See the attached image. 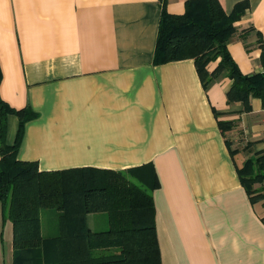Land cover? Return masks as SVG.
Wrapping results in <instances>:
<instances>
[{
	"label": "crops",
	"instance_id": "obj_1",
	"mask_svg": "<svg viewBox=\"0 0 264 264\" xmlns=\"http://www.w3.org/2000/svg\"><path fill=\"white\" fill-rule=\"evenodd\" d=\"M186 1L166 0V10L183 13ZM242 1L226 45L253 74L264 71V0H219L227 14ZM161 9L160 0H0V97L35 113L17 156L40 171L150 169L161 264H264V198L253 201L236 170L264 151L262 100L228 101L232 80L222 72L204 86L193 59L154 63ZM218 121L234 125L226 137ZM17 126L8 113L7 143ZM226 138L240 151L230 154ZM12 250L0 210V261L10 252L13 262Z\"/></svg>",
	"mask_w": 264,
	"mask_h": 264
},
{
	"label": "trees",
	"instance_id": "obj_2",
	"mask_svg": "<svg viewBox=\"0 0 264 264\" xmlns=\"http://www.w3.org/2000/svg\"><path fill=\"white\" fill-rule=\"evenodd\" d=\"M162 9L154 48L156 64L193 59L202 83L218 74L232 80L228 101L259 97L264 105V71L243 74L227 49L236 31L235 22L247 3L239 2L227 14L219 0H187L180 14ZM216 67L208 71L211 61ZM261 61L264 64V52ZM8 113L18 117L13 143L6 142ZM35 116L27 108L14 109L0 97V210L12 223V264H161L157 244L150 169L111 170L78 167L40 171L35 161L17 156L24 123ZM220 131L232 122L218 121ZM230 154L232 148L226 138ZM246 144L241 150H247ZM238 176L254 201L264 198V151L247 157ZM259 187H255V184ZM57 212L51 232H42L41 210ZM105 212L108 229L93 231L89 213Z\"/></svg>",
	"mask_w": 264,
	"mask_h": 264
},
{
	"label": "rangeland",
	"instance_id": "obj_3",
	"mask_svg": "<svg viewBox=\"0 0 264 264\" xmlns=\"http://www.w3.org/2000/svg\"><path fill=\"white\" fill-rule=\"evenodd\" d=\"M257 185V184H256ZM258 185L257 187H259ZM57 212L53 209L41 210L42 228L45 231L46 227L52 229L56 224ZM88 226L93 231H105L108 229V217L105 212L89 213L87 215ZM12 256L10 252L5 253L4 262L0 264H11Z\"/></svg>",
	"mask_w": 264,
	"mask_h": 264
}]
</instances>
